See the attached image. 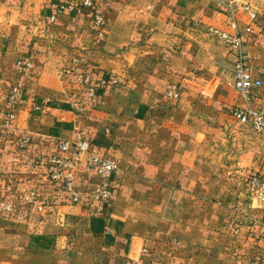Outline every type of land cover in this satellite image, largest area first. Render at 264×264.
<instances>
[{"label": "crops", "instance_id": "crops-1", "mask_svg": "<svg viewBox=\"0 0 264 264\" xmlns=\"http://www.w3.org/2000/svg\"><path fill=\"white\" fill-rule=\"evenodd\" d=\"M51 1L0 0V167L6 178L0 200L11 208L0 210V233L9 243L0 264H264V210L251 203L248 185H241L244 208L214 204L211 210L201 175L208 116L229 117L210 108L244 106L236 104L230 47L210 32L233 34L227 8L220 0H108L107 32L99 42L90 16L67 14L47 23ZM247 23L239 13V28ZM138 42L147 44L148 57ZM244 43L261 65L254 75L264 85V7ZM20 58L32 62L33 72L18 75ZM227 70L229 84L223 82ZM81 73L95 84L94 93L77 85ZM110 76L118 84L100 89L99 81ZM173 80L185 88L176 106L163 97ZM15 88L16 115L5 126ZM252 104L264 110V86ZM231 111L233 123L215 132L236 142ZM79 133L98 155L124 164L114 205L56 202L60 184L49 179L42 158L65 157L57 144ZM257 142L238 158L242 176L264 178V166L249 171L264 164ZM233 180L227 178L231 186ZM129 184L155 185L154 198L128 193ZM47 232L54 234L53 252L45 262Z\"/></svg>", "mask_w": 264, "mask_h": 264}, {"label": "rangeland", "instance_id": "rangeland-1", "mask_svg": "<svg viewBox=\"0 0 264 264\" xmlns=\"http://www.w3.org/2000/svg\"><path fill=\"white\" fill-rule=\"evenodd\" d=\"M93 1L102 6L100 8V10L103 12V16H104V20H105V25H104V28H103L104 29L103 30L104 31V37L103 38L105 39L106 32H107V26H108L107 25L106 9L109 8V2H108V0H99V1L93 0ZM77 2H78V0H68V2L63 3V5H66L68 3H77ZM258 2H259V5L254 4V5H251V6L254 7L255 10H257L258 19H259V13H260L261 9L264 6L261 4V0L258 1ZM59 3L61 4V0H52L51 1V4L49 5V9L51 10V13H50L49 16H51V14L53 12L52 11V7L55 6V5H58ZM220 5H222V4H220ZM49 16L47 17V23L49 22V24H54V23H51L48 20ZM210 32L212 34H215L212 31H210ZM254 32H255V24L253 25V33L250 34V35L244 36V38L248 37V36L249 37L250 36L253 37ZM220 33H224V32H220ZM218 39H219L218 41L223 42V44L227 45L224 40H221L219 37H218ZM97 41H98V33H97ZM146 46H147V44H145V42H141V43L138 42L137 49L141 50L140 55L142 54V55H145L146 57H148L149 56L148 53L150 52V49L147 48ZM145 47L147 48L146 50H145ZM247 54H248V52H247ZM249 58H250V61H251V64H252L253 68L256 69V70L260 69L261 65L260 64H254L252 59H251V57H250V55H249ZM19 61H26V60L20 58L15 63L16 70H17V73H18L19 76H24V75H27V74H30L31 72H33V69H31V70H29L27 72L19 71L18 67H17V63ZM232 68H233V66H232ZM74 72H75L74 70H71L69 73H74ZM81 76L89 77L85 73L79 74L77 76V78H76L77 85L82 86V87H87L86 89H88L89 92L91 93V89L94 88L95 84H93L92 81H90V83H88V84H79L78 79ZM233 76H234V71H233ZM107 78H111V76L107 77ZM231 81H233L232 80V71L227 70V72L223 75V82L229 84V83H231ZM169 86H176V91L179 93V96L177 98H171V97L168 96V87ZM233 89H234V87H233ZM262 89H263V87H262ZM18 91H19V89H18ZM184 91H185V88L183 87V84H182L181 81L173 80L172 82H168L167 85L165 86L164 92H163L164 100L167 103H173V106H176L178 104V102L181 100V98L183 97ZM234 91H235V94L237 95V98H238L237 99L238 102L236 104H238V103H240V105L244 104V100L241 98V96L237 93L236 90H234ZM94 92H95V88H94ZM16 107H17L16 106V102L13 104V107H12V105L10 104V97H9L8 111H7L6 115H5V120H4V125L5 126L9 125V123L7 124V116L12 110H13L14 116L16 115V111H17ZM218 107L219 106L211 107L210 111H212V112L213 111L214 112H223V113L227 114L229 117H228V119L226 121H222L221 122V121L214 120V118L211 116V114H209L208 117H210L211 119L207 120V122H206L207 132H206L205 146H206L207 161H206L205 169L203 170V174H201L204 177V179H205L204 182H205L206 196H207V200H206L207 202L206 203L210 205V206L208 205L209 206L208 208L211 207V210H212V208H214V206H213L214 204H216V205L217 204H221V207L227 208L228 210H236V208L242 209V208H244V205H243L244 202H243V199H240V193L242 192L241 185L243 186V184H244V185L247 186L248 185V181L251 178V175L249 174V175L245 176V174H244L242 176L239 173H237L238 171L240 173H242L243 168L240 169V167H236V166H238V164H236V163L239 162L238 158L240 159L241 152H243V151H245V149H247V145L246 144H248L250 146L251 143H253V142L256 143L258 141L257 143L261 142V144L263 146L262 148L264 149V134L257 133V132H255L254 130H252L248 126H239L235 122V124H232V125L236 127L235 129H236V132L238 133V135H237L238 138L236 139L237 140L236 142H234L233 137H230L228 135V133H227L226 136L220 135L219 131L218 132H215V131L218 130L219 128H223V126H225V125H229V123L230 124L233 123L230 120V111L233 110L235 107L234 108L232 107L233 109L230 108V109H225V110L222 109V108H220V110H219V109H217ZM106 132H108V130H106ZM246 136L248 137L247 140H249V141H245L246 140L245 139ZM257 136L258 137L262 136L263 138H258L257 139ZM79 139H83L86 142L91 143V142H89V140L86 138V136L83 133H79L77 135V137L75 139H73V140H68L67 139V140L60 141L57 144V147L62 142H69V143L74 144ZM254 139L255 140L257 139V141H255ZM249 142H250V144H249ZM91 146H92V151H93L92 153L95 156L100 157V158H109V159L113 160L115 165H116V169L111 174V177H110L111 183H112V186H113V192H114L113 197L110 200V202L101 203V204H106V205H114L115 202L117 201L118 196L121 193L119 184L117 183V180H118V174L121 175L120 174L121 173L120 172L121 171L120 167L122 166V168H123L124 164H119L118 159L114 155H112V156L111 155H104V156L98 155L95 152L92 144H91ZM58 150H60L59 147H58ZM234 150H236V151H234ZM64 155H65V157H59V156H52V157L65 158V159L69 158V156L67 154H64ZM235 155H236V158H235ZM42 159L45 161V163H47L45 165H46V171L48 172L47 175L49 176V179L52 180L53 182H57L58 185L60 184L59 189L57 188L58 190H56V192L59 193V194H57L58 196L56 195L57 196L56 197V202L57 203L59 202L58 204H61V205L62 204L79 205L83 198H86L88 203H98V202H94L91 199L90 195H91V191L94 188H96V186L98 185L100 179L94 172H92L91 170H88L85 167L84 163L88 159V157L87 158L85 157L81 164L73 165L70 168L71 172H73V174L75 176L74 185H75V189L79 193V197H80L79 201L76 202V203L73 202L71 200V197L63 190L62 183L58 182L54 178V176L56 174H59V170L57 171V168L54 166V164H52L50 162V156L47 155V156L43 157ZM236 159H237V161H235ZM234 162H235V164H234ZM48 165H50V166L48 167ZM256 165H260L261 167L264 166V164H253L252 165L253 166L252 169L249 170L251 174L255 173V170H254L255 167L254 166H256ZM2 166L4 167V164H2ZM3 167H0V177H3L2 178L3 183L0 184V198H2V197L4 198L5 197L4 194H6V186H5L6 178L4 179L5 167L4 168ZM49 168H50V171H49ZM163 168H164V166H163ZM81 170L83 171V174L80 173ZM153 171H154L153 175H155L157 170L153 169ZM161 171L165 172V169H162ZM141 172H142V170H141ZM234 172H235V174H234ZM144 173L146 174V171H144ZM195 175H197V174H195ZM227 178L228 179L229 178H233L234 179L233 180L234 183L233 182H232L233 184L231 183L233 186H231L229 184V181H227ZM153 182H155V180H153ZM51 185L53 186L54 184H51ZM176 188H177L176 191H180L181 185H177ZM126 190H127L128 193H135V194L148 193V194H153V198H154V193H156L155 185H137V184L134 185V184H129V185H126ZM250 198L252 200L251 203L257 205L254 202V200H253L251 195H250ZM9 205H6V202L4 201V199L0 200V210L3 211L4 213H7V211H11V208H10ZM50 205H52V204H50ZM98 206H99V208H101L102 205H98ZM257 206L260 207L261 210H264L263 206H261V205H257ZM3 218H5V217L3 216ZM2 224H5L4 220L2 221ZM53 235H54L53 233H48V232L46 233L45 244L42 247V249L44 248L43 251L46 254V257H44L45 262L52 258V252H53V248H52L53 239L52 238H53ZM6 240H7V234H5L3 232L0 233V257L1 258L6 256V254H5L7 252L6 247L9 244L8 241H6ZM10 244H13V243H10Z\"/></svg>", "mask_w": 264, "mask_h": 264}, {"label": "built area", "instance_id": "built-area-1", "mask_svg": "<svg viewBox=\"0 0 264 264\" xmlns=\"http://www.w3.org/2000/svg\"><path fill=\"white\" fill-rule=\"evenodd\" d=\"M220 4L225 6L229 12L230 27L233 30V34L220 33L215 29H211L210 31L215 33L221 40H224L227 46L230 47L233 57L234 89L244 100V106L235 107L231 111V117L239 126H248L255 132L264 134V110L256 109L252 104V101L261 92L263 82L254 75V68L249 55L244 49V36L253 33V25L258 20V12L250 4L239 3L238 0H220ZM261 4L264 6V0H261ZM101 7V5L93 0H78L77 3H68L66 5L59 3L52 7L53 12L48 20L51 23H55L67 14L90 16L93 28L98 33V41L100 42L104 37L103 28L105 25L103 12L100 10ZM239 13L246 15L248 19V23L243 29H240L238 25ZM17 67L19 71L27 72L33 69V64L29 61H19ZM90 81L89 77L81 76L78 79L79 84H88ZM117 84L118 82L115 78H103L99 81L100 88ZM93 92L94 88L91 89V93ZM18 93L17 88L12 90L10 96L12 107L17 100ZM168 96L171 98L179 96L176 86L168 87ZM35 110H40V107L36 106ZM14 117L12 110L7 116V124H10ZM58 147L69 158L50 157V162L59 170V174H56L54 178L62 183L63 190L71 197V200L76 203L80 197L75 189V176L70 168L73 165L81 164L84 158L88 157L84 163L85 167L94 172L100 179L96 188L91 191V199L98 203L110 202L114 194L110 179L111 174L116 169L114 161L109 158L95 156L92 153L91 143L83 139L77 140L74 144L62 142ZM248 187L254 202L264 207V178L252 176L248 181Z\"/></svg>", "mask_w": 264, "mask_h": 264}]
</instances>
